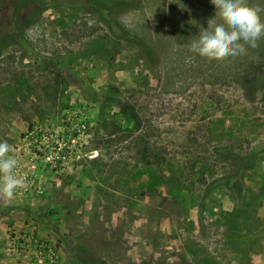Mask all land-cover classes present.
<instances>
[{"label":"rangeland","instance_id":"1","mask_svg":"<svg viewBox=\"0 0 264 264\" xmlns=\"http://www.w3.org/2000/svg\"><path fill=\"white\" fill-rule=\"evenodd\" d=\"M94 2L0 0V141L25 183L0 198V264H264V39L208 60L189 45L209 0ZM70 108L88 134L54 168L23 138Z\"/></svg>","mask_w":264,"mask_h":264},{"label":"clouds","instance_id":"2","mask_svg":"<svg viewBox=\"0 0 264 264\" xmlns=\"http://www.w3.org/2000/svg\"><path fill=\"white\" fill-rule=\"evenodd\" d=\"M209 2L215 9L214 16L191 40L193 53L208 60L237 57L264 39V17L259 7L251 6L247 0ZM11 151L9 143L0 141V198L9 200L25 187L24 180L16 174L17 160Z\"/></svg>","mask_w":264,"mask_h":264},{"label":"built area","instance_id":"3","mask_svg":"<svg viewBox=\"0 0 264 264\" xmlns=\"http://www.w3.org/2000/svg\"><path fill=\"white\" fill-rule=\"evenodd\" d=\"M89 130L88 119L82 109L70 108L64 113L62 126L35 127L23 138L32 156L52 167H63L79 153Z\"/></svg>","mask_w":264,"mask_h":264},{"label":"trees","instance_id":"4","mask_svg":"<svg viewBox=\"0 0 264 264\" xmlns=\"http://www.w3.org/2000/svg\"><path fill=\"white\" fill-rule=\"evenodd\" d=\"M122 3L115 2L113 4H104L102 0H95L93 6L96 8H106L104 10H108V8H116L117 6H121ZM106 6V7H105ZM8 37H5L0 40V51L4 46V41ZM120 104V103H119ZM123 107V106H122ZM125 107V106H124ZM124 113H129L134 115L132 111H128V109H124ZM134 118L137 120V116L134 115ZM260 159L259 156L255 154H249L242 157H236L234 161L236 162L238 166V172L235 174L232 178H226L224 184L225 187L231 191L234 196L235 200L238 204H243L245 198H246V191L249 190L245 187L244 179H245V173L251 169L254 168L256 162ZM210 187H207L205 190V195L208 194Z\"/></svg>","mask_w":264,"mask_h":264}]
</instances>
